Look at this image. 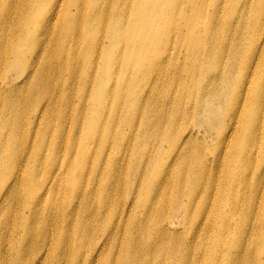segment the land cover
Returning a JSON list of instances; mask_svg holds the SVG:
<instances>
[{"label":"bare ground","instance_id":"1","mask_svg":"<svg viewBox=\"0 0 264 264\" xmlns=\"http://www.w3.org/2000/svg\"><path fill=\"white\" fill-rule=\"evenodd\" d=\"M181 1L0 0V264H264V0Z\"/></svg>","mask_w":264,"mask_h":264},{"label":"rangeland","instance_id":"2","mask_svg":"<svg viewBox=\"0 0 264 264\" xmlns=\"http://www.w3.org/2000/svg\"><path fill=\"white\" fill-rule=\"evenodd\" d=\"M22 1H24V0H22ZM90 1L91 0H74V3H73L75 5V9H74V12H73L72 21H73V18L77 14L79 5L81 3H86V5H85V7H84V9L82 11L81 18H80V24H81L82 33L85 32V29H86V27L88 25L87 16L92 10V4L90 3ZM181 3H182L183 11L181 12V14L177 15L174 18V23L177 24V26H176L177 29L174 30V28H172V29L167 30L165 32V34L162 36L160 42H165V41H168L169 39H172L171 46H173L175 48H179L178 49L179 52H181L183 50V52H181V53H185V51L187 50V47H188L187 31H188L189 27L187 26V23H188L187 14L189 13V11H188L189 7H188V4H187L186 0H182ZM49 4H50V0H48V2L45 3V5H44V7L42 9H41V5H37L36 9H38V10L41 9L40 12H43V14H45V13H47V7H48ZM3 10H4L3 3H0V13L3 12ZM18 16H19L18 11H14L13 14H12V19L10 20V23L15 24V21H16ZM196 17L197 16H195L194 19H196ZM1 19L2 18L0 16V20ZM63 20L66 21V18H62L61 19V21L59 23L61 26L64 23ZM73 26H74V24L72 22V27ZM160 26H161V30H164V29L167 28L168 25H167V23H162V24H160ZM10 41H13L12 37L10 38ZM157 48H159L158 45L155 46V49H157ZM25 64L26 63L22 60L20 62V65H19L18 69L24 70L25 69ZM122 80H125V79H122ZM24 82H30L33 85L34 79H21L20 80V83H24ZM137 105H138L137 100H134L133 103L130 106L127 105V108H130L131 109L130 111H134L137 108ZM121 111L122 112L126 111V103H125V101H124V103L121 106ZM75 117L76 116H73V113H72V125H73V119H75ZM128 117H126V121L123 124L120 125V128L116 131V135L118 136V139H119V136H121L120 139H122L124 141H126L127 137L130 135L132 137V140H133L134 145H135V142L136 143L138 142V138L134 139V137L136 135V132L134 131V127H133L132 123L127 120ZM139 125H140V123H139ZM65 133L66 132H64L63 134L65 135ZM22 136H23V132L19 131L18 137L16 138L15 142L19 143L21 138H22ZM72 139H73V133H72V130H70V132L67 133V140H66V144H68V147H69V144L72 142ZM209 141H210V139H209ZM137 152H138L137 148L132 147L130 154H132V156H133V155L137 154ZM79 155L80 156H79V158L77 160V164L81 162V154L79 153ZM83 156H84V165H83V171L82 172L89 173L90 172V163H89L88 160H89L90 156H92V151H90L88 154H86V156H85V154H83ZM70 158H72V157H69L68 159H70ZM133 166L134 165H127L126 171L127 172H131ZM62 173L64 175V170H62ZM132 189H134V186L132 187ZM51 199H52V197H51ZM51 199H49V200H51ZM49 200H47V201H49ZM98 201H100V200L98 199ZM138 201H141V198H139ZM98 207H99V205H98ZM79 224H80V222H77V224H75L74 220L72 218V232H73V235H75L78 232V230L80 228ZM101 235L102 234H99V236H101ZM90 236L87 237L88 241H89ZM92 240H94L95 244L99 245V241L97 239H95L93 237V235L90 238V241H92ZM0 248H2V247H0ZM72 251H73V254L77 253L76 258L75 259L72 258V264L85 263L86 262V258H88L90 256L89 248L88 247L84 248L82 246V244H79L77 247H75L73 245ZM2 260H3V262L5 264H12L11 260H9V261L8 260L5 261L4 259H2Z\"/></svg>","mask_w":264,"mask_h":264}]
</instances>
